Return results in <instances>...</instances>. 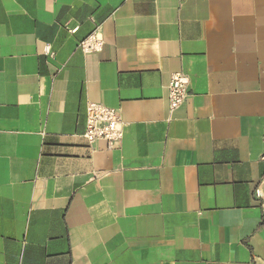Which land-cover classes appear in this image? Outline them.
<instances>
[{"label":"crops","instance_id":"crops-1","mask_svg":"<svg viewBox=\"0 0 264 264\" xmlns=\"http://www.w3.org/2000/svg\"><path fill=\"white\" fill-rule=\"evenodd\" d=\"M0 264H264V0H0Z\"/></svg>","mask_w":264,"mask_h":264},{"label":"built area","instance_id":"built-area-1","mask_svg":"<svg viewBox=\"0 0 264 264\" xmlns=\"http://www.w3.org/2000/svg\"><path fill=\"white\" fill-rule=\"evenodd\" d=\"M77 27L70 29L75 32ZM104 40L96 27L78 42L80 51L84 54L97 53L102 50ZM188 79L179 72H173L166 84L168 110L173 111L185 100L188 91ZM119 110L98 102H87L85 106L84 130L82 136L87 142L103 139L108 147H114L122 138L124 128ZM256 195L259 192L255 191Z\"/></svg>","mask_w":264,"mask_h":264}]
</instances>
